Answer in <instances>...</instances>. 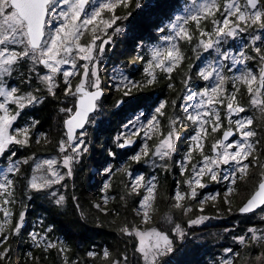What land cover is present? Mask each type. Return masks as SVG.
<instances>
[{"label":"snow or ice","instance_id":"snow-or-ice-1","mask_svg":"<svg viewBox=\"0 0 264 264\" xmlns=\"http://www.w3.org/2000/svg\"><path fill=\"white\" fill-rule=\"evenodd\" d=\"M133 7L140 9L142 4L139 0L134 5L133 0H0V264H10L12 248L8 241L20 234L26 219V210L15 212L16 176L22 166L34 164L26 191L43 192L57 206L66 202V196L55 186L67 188L63 182L74 176L73 165L89 151L88 129L95 114L102 111L105 96L101 76L105 54L114 37L123 31L118 22L131 17L129 9ZM156 31L161 35L157 37L159 42L149 48L143 69L145 79L135 80L125 71L113 76L112 88L122 97L116 107L124 103L123 97L134 95L133 90L141 91L155 83L157 70L170 81L168 87L174 88L172 73L181 66L180 83L187 91L186 100L195 102L177 113L175 99L159 101L151 115L140 113L125 123L111 143L115 149L136 147V151L118 166V152L105 149L108 160L101 169L103 174L109 178L122 174L129 181L124 185L127 195L140 197L134 209L139 222H125L119 227L121 235L131 242V256L125 251L111 258L107 248L101 253H87L89 258L99 257L108 264H165V257L176 251L175 240L187 236L185 228L171 216L165 217L172 224L171 234L153 224L157 178L155 173L147 180L143 174L134 175L129 163L143 161L154 169L170 171L168 161L177 155L182 129L193 130L177 162L186 187L181 190L177 182L170 208L187 216L193 207L185 204L186 200L198 204L203 213L205 204L215 207L222 199L231 213V197L238 192V181L255 180L250 195L237 211L242 215L264 213V145L257 139L254 119L245 115L249 107L264 115V0H191L183 14L174 15ZM241 40L246 43L238 50L230 46ZM249 47L252 55L247 52ZM188 49L196 61L205 58L203 66L188 62ZM249 61H258L259 68L254 71ZM15 77H20L30 90L14 85ZM194 79L203 86L193 90ZM58 92L61 103L67 105L59 108L65 117L63 136L58 141L60 156L40 162H36L35 155L18 157L17 149L31 148L47 136L38 132L39 121H17L25 109L44 103L47 97L59 99ZM245 94L249 98L247 105L240 102ZM162 121H166L163 127ZM154 136L153 151L148 141ZM221 166L229 168L222 171ZM211 183L226 187L223 192L202 194ZM110 186L103 185V205L114 199L107 195ZM27 198L31 199V195ZM103 205L97 203L94 207L108 214ZM207 219L205 215L189 219L188 227ZM261 219L264 221V216ZM52 231L47 227L30 232L32 244L42 247L45 253L55 249L63 257V264H85L79 259L70 261L69 249L50 238ZM233 239L245 249H264V227L250 226ZM27 257L28 264H39L31 251ZM218 264H264V250L251 257L249 252L242 256L228 247Z\"/></svg>","mask_w":264,"mask_h":264},{"label":"trees","instance_id":"trees-1","mask_svg":"<svg viewBox=\"0 0 264 264\" xmlns=\"http://www.w3.org/2000/svg\"><path fill=\"white\" fill-rule=\"evenodd\" d=\"M136 2L137 0H133V5ZM139 2L142 7L129 9L132 12L131 17L123 20L124 30L114 37L106 52L105 66L102 70L105 85V96L102 101L103 111L98 123L89 129V151L78 163L73 165L74 176L66 178L63 182L67 188L65 189L61 185L55 186L61 194L66 196L64 205L57 206L53 202V198L48 197L43 192L29 193L26 191L25 186L30 179L32 165L22 166L21 173L16 176L15 196L18 203L15 205V212L26 210V219L20 234L11 237L8 241L12 248L10 264H28L27 253L29 251L34 257L39 258V264H63V257L55 249L45 253L42 247H35L30 240V232L43 230L47 227L53 229L49 234L51 239L59 240L67 246L69 249L67 257L70 261L79 259L85 264H108L107 261H102L99 257L92 259L87 256L90 250L101 253L104 248L109 249L111 258H117L125 251L131 256V242L127 237L121 235L119 227L125 222H139L134 209L140 197L127 195L128 190L124 185L129 181L122 174L117 173L116 176L110 178L103 174L101 169L108 160L105 149L111 148L118 152V158L115 161L118 166L121 162L128 160L136 151V147L115 149L111 143L112 138L121 131L122 126L129 118L137 116L141 111L145 116L151 115V110L159 101L175 99L177 101V113L189 103L186 100L187 91L180 83L182 77L179 72L183 70V66H181V69L172 73L171 83L175 85L174 88L168 87L170 81L164 73L157 70L155 83L143 87L141 91L133 90L134 95L123 97V106L116 107L117 101L122 97L120 92L112 88L113 76L120 71H125L135 80L145 79L143 69L146 66L145 61L149 59V48L152 44L159 42L157 37L161 35L156 29L166 25L174 15L183 13L191 0H139ZM244 43H246L244 40L236 41L232 42L230 46L238 50ZM141 44L143 46H138ZM187 51L191 57L188 62L203 66L204 58L198 62L195 60V54L190 49ZM247 52L252 55L250 47ZM205 55L209 58L211 54ZM248 65L257 66L259 62L249 61ZM13 84L22 90H30L20 77H15ZM202 86L203 82L193 80L192 88L197 90ZM35 87L36 85L33 84L32 88ZM41 97L44 98V94L41 93ZM58 97L60 98L47 97L44 99V103L24 110L17 124H24L34 118V120L39 121L38 132L46 134L47 139L41 137L40 144H33L31 148L17 149L18 157L24 158L35 155L36 158H40L58 153V141L62 138L64 131L62 125L56 122V117H59V108L64 105L61 103L62 96L59 92ZM248 99L245 94L240 97V102L247 105ZM254 110L256 109L252 108L250 113L252 114ZM168 111L171 115V111ZM254 122L257 132L261 133L262 131L261 134L263 135L264 124L256 118ZM165 123L166 121H162V127ZM192 132L191 128L181 130L177 155L168 161L172 165L170 171L165 172L160 168L154 169L143 161L139 164L129 161L134 175L143 174L147 180L155 173L157 178L158 187L155 193L153 224L161 230L171 233L172 224L165 220L166 216H171L175 223H179L188 229L187 236L180 242L173 261H170L169 264H218L223 255L222 250L226 247H232L241 252L242 256L245 252H249L250 256L254 257L264 249L255 247L245 249L239 246L233 238L244 234L250 226L264 227V221L246 219L245 216L247 215L240 214L245 217L243 219L237 211L238 207L247 199H240L238 195L243 194L245 189L246 193L250 195L255 180H249L248 184L245 181H238V192L231 197L233 209L231 213L228 212V205L224 204L222 199L215 207L212 203L205 204L203 213L199 211L200 206L198 204L186 200L184 203H191L193 207V211L187 216L170 208V198L177 187V182H179L181 190L186 187L183 184L185 177L180 175L177 162L183 157L184 150L188 145V137ZM262 135L259 136V139L263 138ZM211 140L212 137H209V142ZM148 143L154 151L156 137L154 136L153 140L148 141ZM206 151H208L207 148ZM190 170L191 165L189 164ZM105 183H110L111 186L107 195L114 197V199H110L106 205H103L102 196L105 193L102 189ZM210 186L212 187L209 189H203L202 194L223 192L226 187L224 184L217 183H211ZM29 195H31V199L27 198ZM97 203H101L107 209L108 214L96 209L94 205ZM21 205L24 207L22 208ZM199 215L208 216L218 222L207 227H187L188 220ZM249 216L254 215L250 214ZM0 219H3L2 215H0ZM41 221L42 223H40ZM13 223H15V219ZM5 264H9V261H5Z\"/></svg>","mask_w":264,"mask_h":264},{"label":"rangeland","instance_id":"rangeland-1","mask_svg":"<svg viewBox=\"0 0 264 264\" xmlns=\"http://www.w3.org/2000/svg\"><path fill=\"white\" fill-rule=\"evenodd\" d=\"M180 14H183V13H180ZM120 25H121V27L123 28V30H124V25H123V21H119L118 22ZM113 42V41H112ZM106 55V54H105ZM210 55V54H209ZM210 57H211V55H210ZM209 57V58H210ZM104 62H105V60H104ZM206 62V60H205V58H204V63ZM104 66H105V63H103V68H104ZM250 68H252L254 71H256L258 68H259V65H257V66H250V65H248ZM103 68H102V70H103ZM121 72V71H120ZM101 76H102V80H104L103 79V75H102V71H101ZM74 83H75V81H74ZM193 90H195L194 88H192ZM42 94H44V93H42ZM195 101H193V102H189V103H194ZM188 103V104H189ZM64 106H67V105H63V106H61V107H64ZM27 109H29V108H27ZM26 109V110H27ZM251 109L252 108H250L249 107V110L245 113V115H247V116H250V117H252L253 119H254V121H255V118L260 122V123H263L264 124V120H263V115L259 112V110H254V112L251 114L250 113V111H251ZM102 111H103V108H102ZM101 111V112H102ZM101 112L100 113H98V114H95V121H94V123L92 124V126H94V125H96L97 123H98V120H99V118L101 117ZM140 113H143L142 111L141 112H139L138 114H140ZM137 114V115H138ZM137 116H133V118H129V120L127 121V122H125V123H128L129 121H132V120H135V118H136ZM65 117H64V115L63 114H61L60 112H59V117L57 116L56 117V122H57V124H58V122L62 125V122H63V119H64ZM31 120H34V118H32ZM19 122V120L17 121V123ZM124 123V124H125ZM92 126H90V127H92ZM90 127H89V129H90ZM254 127H255V122H254ZM89 129H88V131H89ZM256 129V128H255ZM257 131V130H256ZM261 133H262V131H261ZM261 133H258L259 135H258V137H257V139H259V136L260 135H262ZM181 137V136H180ZM261 137H263V138H261L260 140L262 141V145H264V134L261 136ZM87 139L89 140V135H88V137H87ZM154 148H155V146H154ZM60 156V153H59V150H58V153L56 154V155H48V156H44V157H38L37 159H36V162H40L41 160H43V159H47V158H58ZM33 167H34V164H32V166H31V175H32V169H33ZM153 168V167H152ZM229 168V166H221V170L222 171H224V170H226V169H228ZM39 174V173H38ZM31 175H30V178H31ZM249 183V180L246 182V184H248ZM212 186H210V184H209V186L206 188V189H209V188H211ZM246 190V189H245ZM243 191V194L242 193H240L238 196H239V198L241 199V198H243V200H245V198H248V194L246 193V191ZM59 192V191H58ZM60 193V192H59ZM61 194V193H60ZM63 194V193H62ZM238 215H240V214H238ZM250 215V214H249ZM249 215H247V216H245L246 217V219H252L253 221H262V219H261V217L262 216H264V213H261V212H257V213H255V214H253L254 216H249ZM252 215V214H251ZM241 216V215H240ZM244 216V215H243ZM243 216H241L243 219H245V217H243ZM208 217V216H207ZM218 221H216V219H211L210 217H209V219H207L205 222H203L202 224H200V225H198V226H196L197 228H199V227H207V226H210L211 224H216ZM256 226V225H255ZM187 227H188V225H187ZM185 228V227H184ZM185 230H186V232L188 231V229H186L185 228ZM164 231H166V230H164ZM171 234V233H170ZM184 240V239H183ZM183 240H179V239H176L175 240V249L177 250V247L180 245V242H182ZM219 240H223V239H219ZM227 248V247H226ZM176 252V251H175ZM175 252L171 255V256H168V257H165V264H169L170 263V261L172 262L173 261V258H174V255H175ZM222 253H224V249L222 250Z\"/></svg>","mask_w":264,"mask_h":264},{"label":"water","instance_id":"water-1","mask_svg":"<svg viewBox=\"0 0 264 264\" xmlns=\"http://www.w3.org/2000/svg\"><path fill=\"white\" fill-rule=\"evenodd\" d=\"M124 104V103H123ZM123 104H121L119 107H121V106H123ZM133 139H137V138H135V137H133ZM138 143H139V141H138ZM126 149H129V148H126ZM239 213V212H238ZM240 214V213H239ZM242 215V214H241Z\"/></svg>","mask_w":264,"mask_h":264},{"label":"flooded vegetation","instance_id":"flooded-vegetation-1","mask_svg":"<svg viewBox=\"0 0 264 264\" xmlns=\"http://www.w3.org/2000/svg\"><path fill=\"white\" fill-rule=\"evenodd\" d=\"M247 215H249V214H247Z\"/></svg>","mask_w":264,"mask_h":264}]
</instances>
